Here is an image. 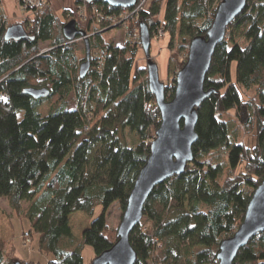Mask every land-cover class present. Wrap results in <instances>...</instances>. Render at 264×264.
Returning <instances> with one entry per match:
<instances>
[{
  "label": "trees",
  "instance_id": "trees-1",
  "mask_svg": "<svg viewBox=\"0 0 264 264\" xmlns=\"http://www.w3.org/2000/svg\"><path fill=\"white\" fill-rule=\"evenodd\" d=\"M221 1L167 0L159 19L161 0H151L129 18L124 45L107 43L103 34L90 38L91 68L83 79L79 68L86 47L80 51L77 40L69 43L64 25L76 20L79 29L99 24L103 30L111 25L106 19L119 17L122 8L75 0L76 8L87 4L86 25L68 11L64 21L50 8L36 11L33 21L29 17L20 23L28 37L9 41L5 33L11 25L0 15V198L28 219L24 239L28 246L37 240L38 252L49 257L47 264H85L84 246L98 256L118 241L106 214L115 203L124 214L161 124L146 57V66L134 71L143 50V25L151 45L154 32L163 29L171 38L170 49L176 37L179 48L188 49L193 38L207 35ZM45 43L50 50L43 52ZM101 51L104 56L96 57ZM26 88H48L50 95L35 100L24 93ZM205 89L213 93L199 109L194 160L147 200L143 218L149 224L139 223L130 235L135 264H218L222 241L237 232L264 180V0H248L228 26ZM252 91L256 96L246 99ZM174 92L175 85H167L166 99ZM232 113L255 137L252 148L234 135ZM219 150L225 164L207 159ZM99 205L103 212L92 219ZM75 212L91 217L81 240L70 226ZM1 224L0 219V264H41L21 261L14 249L9 252ZM234 264H264V232L240 250Z\"/></svg>",
  "mask_w": 264,
  "mask_h": 264
},
{
  "label": "water",
  "instance_id": "water-1",
  "mask_svg": "<svg viewBox=\"0 0 264 264\" xmlns=\"http://www.w3.org/2000/svg\"><path fill=\"white\" fill-rule=\"evenodd\" d=\"M248 0H222L215 14L214 22L206 36L192 39L188 60L176 76L174 97L166 99V86L161 81L158 67L152 61L151 37L146 25L141 34L142 49L147 67L149 90L155 96L161 112V124L151 143L150 156L141 169L129 197L126 210L117 231L118 241L111 249L96 256L90 264H135L137 252L130 243V235L143 219L144 207L153 190L166 180L185 172L194 160L193 147L198 141L196 127L199 109L213 93L205 89L207 75L211 69L213 56L220 43L227 36L228 26L243 12ZM86 3L102 2L113 8L130 9L138 0H85ZM63 36L69 42L83 38L86 45L85 61L79 68L83 79L91 68V47L87 32L79 29L76 20L63 27ZM28 34L22 24L7 28L5 40H20ZM24 93L35 100L47 98L48 88H26ZM264 232V180L254 191L244 220L237 232L222 241L217 255L218 264H234L240 250L251 239ZM12 264H22L19 260Z\"/></svg>",
  "mask_w": 264,
  "mask_h": 264
},
{
  "label": "rangeland",
  "instance_id": "rangeland-1",
  "mask_svg": "<svg viewBox=\"0 0 264 264\" xmlns=\"http://www.w3.org/2000/svg\"><path fill=\"white\" fill-rule=\"evenodd\" d=\"M51 4L50 9L53 13H55L58 18L62 21L65 19L66 11L70 12L72 15H75L76 5L75 0H48ZM146 3L143 4V9L148 8L151 0H145ZM167 0H161L162 13L159 16V19L163 17V8L164 4ZM140 0L137 2V6L139 5ZM0 15H2L5 19V24L7 25H16L20 23L27 22V19L31 17V21L34 20V16L31 12H22L20 4L18 0H2L1 3ZM136 7V6H135ZM133 7L132 9H134ZM78 19V16H77ZM127 16H123L121 19H118L117 23H113L108 26L105 30H101L102 28H98L99 24L95 27H89L87 32V38L90 41V38H95L98 34H103V38L107 43H114L115 45H124L126 33L129 31V25ZM126 20V22H125ZM80 24L86 25V21L79 20ZM125 22V23H124ZM119 27V28H116ZM113 28V29H112ZM84 30V27L81 28ZM110 30V31H108ZM78 44L80 46V51H83L86 47L83 39H78ZM171 38L168 34H166L163 29H158V31L154 32L153 35V45L151 47V57L155 61L158 67V73L161 81L165 84V86H173L175 84V79L178 72L184 67L188 60L189 47L180 49L178 44V37L175 38L172 48H169ZM50 43H45L42 45V51H49ZM82 54V53H81ZM170 61L171 64H170ZM170 65L172 72L170 73ZM146 66L145 54L144 51L141 50L138 52V56L135 62L134 71H138ZM235 71L236 64L232 66V77L235 80ZM173 87L168 90V95L171 94ZM256 96V92L252 91L245 94L246 99H250ZM70 108H75V103L72 101L70 103ZM232 119L233 113L230 115ZM232 122V127L235 128L234 135L237 137L238 141H242L247 146L252 148L253 144H255V137L249 134H246V130H243L242 126L234 119ZM207 159H212L214 161H223L225 164V153L222 150L217 152H213L207 156ZM103 212V207L101 205L96 207L94 215L92 219H96L101 216ZM122 210L118 203L113 204L106 214V220L108 225L117 229L120 226L122 221ZM0 219H1V233L6 238L7 249L9 252L14 249L15 257L20 259L21 261H31V262H40L41 264H46L49 260L47 255H44L41 252H38V242L37 240L33 242L32 245L28 246V243L24 239V234L29 231V221L25 216H18L17 212L10 209L8 202L5 198H0ZM91 217L82 212H75L70 216V226L74 236L81 240L84 231L90 225ZM141 225H147L149 222L143 218L140 222ZM95 251L91 246H84L83 258L85 264H90L95 258Z\"/></svg>",
  "mask_w": 264,
  "mask_h": 264
},
{
  "label": "built area",
  "instance_id": "built-area-1",
  "mask_svg": "<svg viewBox=\"0 0 264 264\" xmlns=\"http://www.w3.org/2000/svg\"><path fill=\"white\" fill-rule=\"evenodd\" d=\"M146 1L145 0H140L139 5L134 8V9H122L121 14L119 15V17H109L106 20L107 21H111V25L113 23H117L118 19H121L123 16H127L128 20L131 16L137 14L140 11H143V4H145ZM20 7H21V11L22 12H31V14H33V12L36 11H46L50 8V2L48 0H20L19 2ZM95 7V6H94ZM86 10H87V4H79L78 7L76 8V16H78L79 20L82 21H86L87 22V17H86ZM125 20V22H126ZM99 22L103 23V19H99ZM124 22V23H125ZM107 27L103 28V30H105ZM103 57L104 56V52L101 51L99 53H97L96 57Z\"/></svg>",
  "mask_w": 264,
  "mask_h": 264
},
{
  "label": "crops",
  "instance_id": "crops-1",
  "mask_svg": "<svg viewBox=\"0 0 264 264\" xmlns=\"http://www.w3.org/2000/svg\"><path fill=\"white\" fill-rule=\"evenodd\" d=\"M49 262V260L46 262V264Z\"/></svg>",
  "mask_w": 264,
  "mask_h": 264
},
{
  "label": "clouds",
  "instance_id": "clouds-1",
  "mask_svg": "<svg viewBox=\"0 0 264 264\" xmlns=\"http://www.w3.org/2000/svg\"><path fill=\"white\" fill-rule=\"evenodd\" d=\"M79 39H83V38H79ZM78 40V39H77Z\"/></svg>",
  "mask_w": 264,
  "mask_h": 264
},
{
  "label": "flooded vegetation",
  "instance_id": "flooded-vegetation-1",
  "mask_svg": "<svg viewBox=\"0 0 264 264\" xmlns=\"http://www.w3.org/2000/svg\"><path fill=\"white\" fill-rule=\"evenodd\" d=\"M103 31H106V30H103ZM84 40V39H83Z\"/></svg>",
  "mask_w": 264,
  "mask_h": 264
}]
</instances>
